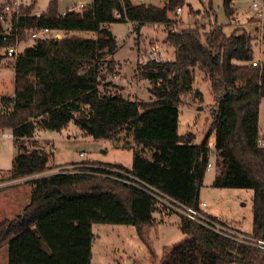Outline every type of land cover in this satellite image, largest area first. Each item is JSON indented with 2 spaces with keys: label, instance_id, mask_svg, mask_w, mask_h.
I'll return each instance as SVG.
<instances>
[{
  "label": "trees",
  "instance_id": "obj_1",
  "mask_svg": "<svg viewBox=\"0 0 264 264\" xmlns=\"http://www.w3.org/2000/svg\"><path fill=\"white\" fill-rule=\"evenodd\" d=\"M231 4L223 0L227 17L234 12ZM183 5L184 0H165L161 7L91 0L63 17L55 2L39 16L33 4L20 5L9 14V29L4 27L8 15L0 8V68L13 59L7 49L25 42L29 31L48 30L17 52L12 62L14 94L0 97V131L12 135L18 150L10 178L52 169L50 154L35 140L38 130L61 132L73 123L85 137L113 140L125 131L130 141L123 147L139 148L130 168L84 163L27 181V205L0 221V249H6L7 264H88L91 224L139 230L153 226L155 213H176L158 195L199 209L211 153L217 169L211 186L252 190L253 231L246 236L264 240V146L258 144L264 59L251 67L256 38L241 28L228 36L222 27H213L203 41L197 30L171 32L176 22L170 14ZM124 22L132 23L135 32L155 24L167 32L164 42L173 58L137 63L135 68L136 81L149 83V101L124 96L112 80L118 75L112 59L117 43L108 27ZM80 32L94 33L95 38H82ZM56 34L61 38L55 39ZM196 73L209 81L214 100L211 126L199 145L192 133L178 134L182 98L201 97L193 90ZM178 215L188 239L170 248L160 264H264L259 248Z\"/></svg>",
  "mask_w": 264,
  "mask_h": 264
},
{
  "label": "rangeland",
  "instance_id": "obj_2",
  "mask_svg": "<svg viewBox=\"0 0 264 264\" xmlns=\"http://www.w3.org/2000/svg\"><path fill=\"white\" fill-rule=\"evenodd\" d=\"M131 1L136 3V0ZM262 1L232 0L233 16L227 17L223 0H184L181 15L175 16L173 12L170 15L176 22L178 30H197L202 41L203 34L214 26L222 27L223 32L228 36L236 29H244L256 38L253 48L255 59L263 60L264 38L261 40L260 35L264 37V31L260 34L259 21L255 19L254 12L249 9L252 4H261ZM52 2H55L57 13L61 14L79 5L87 6L91 0H0V8L13 3H18L19 6L33 4V13L41 15L48 11ZM145 2L161 6L164 0H145ZM9 14L12 13L7 14L8 24L4 25L5 29L11 26ZM109 30L117 43L112 59L116 64L118 75L113 77V82L120 86L119 90L124 96L149 101L151 97L149 83L145 80L136 81L135 68L137 63L144 62L141 61L142 55H145L153 46L160 49V56L166 61L173 58L172 49L164 42L166 30L156 31L153 34L149 32L152 29L146 25L139 32H135L130 22L111 24ZM77 35L82 38H95V34L91 32H80ZM27 37L25 42L15 43L17 52L33 43L34 39L29 33ZM13 60L14 58L9 61V65H3L1 68L10 67ZM4 74V72L0 73V78ZM195 88H199L198 93L201 97L191 94L182 98L178 116V134L192 133L195 136L194 144L199 145L210 129L214 100L209 81L199 73H196L194 77V91ZM258 125L259 133L264 137V98L259 105ZM114 138L116 140L85 137L73 123L61 132L38 130L35 139L50 154L49 165L52 169L35 176L12 179L10 170L18 150L13 140L5 139L0 132V221L21 213L29 202L31 194V186L27 181L36 176L72 170L84 163L92 162L130 168L133 153L139 148L123 147L130 141L125 131L116 133ZM209 165L211 169L205 174L199 196L200 202L207 204V208L203 209L204 214L216 219L229 229L245 236L251 235L253 231L252 190L213 188L211 184L217 170L213 153L210 155ZM9 181L12 183L10 184ZM154 217L155 225L143 227L140 230L129 225L91 224V256L88 264H160L165 253L174 245L184 243L188 236L180 230L178 214L160 212L155 213ZM186 262L189 264L191 260ZM0 264H7L6 249H0Z\"/></svg>",
  "mask_w": 264,
  "mask_h": 264
},
{
  "label": "built area",
  "instance_id": "obj_3",
  "mask_svg": "<svg viewBox=\"0 0 264 264\" xmlns=\"http://www.w3.org/2000/svg\"><path fill=\"white\" fill-rule=\"evenodd\" d=\"M18 8H19L18 3H13L12 5H5L3 7L2 13L3 14L15 13L18 10ZM82 8H83V5L73 7L70 10L61 13V16L62 17L65 16L68 12L79 11ZM249 9L254 12L255 19L257 21H259L260 26H259L258 30L261 34V32L264 31V0L261 2V4H256V3L252 4ZM181 12H182V8L178 7L174 11V15L175 16L180 15ZM37 16H39V15H37ZM7 24L8 23L5 22V25H7ZM213 25H214V23L212 24V26ZM180 31L181 30H178L176 24H174L171 27V32H180ZM28 33L30 34V37L32 39H36L42 35L47 34L48 30L47 29L31 30ZM54 37H55V39H60L59 34H56ZM263 38L264 37L261 34L260 39L263 40ZM16 54H17V50H16L15 46L8 48L6 51V55L10 58H15ZM150 60L166 61L164 58H162V56H160V49L157 46H153L150 50H148V52L145 55H142V57H141V61H144L142 63H145V62L150 61ZM260 64H261V60H254L250 63L251 67H254V68L259 67ZM199 91H200L199 88H195V92H199ZM258 144L260 146H263V142L260 139L258 140ZM209 167H210V165H208V168ZM37 177L38 176H36L34 178H37ZM29 180H31V179H29ZM9 183L11 184L12 181H9ZM10 184H8V185H10ZM156 198L161 204H163L168 209L185 216L186 218H188L191 221H194V222H196V223H198V224H200V225H202L208 229H211V230H213V231H215V232H217L223 236L237 240L238 242L249 243V244L259 248L260 250L264 251V240L252 239L248 236H245L243 234L236 232L233 229H229L225 225H222V224L208 218V216L205 215L203 212V209H205L207 207V204L205 202H200L199 203V209L196 210V209L188 208V207L180 204L179 202H177L173 199H170L166 196L158 195V196H156Z\"/></svg>",
  "mask_w": 264,
  "mask_h": 264
},
{
  "label": "crops",
  "instance_id": "obj_4",
  "mask_svg": "<svg viewBox=\"0 0 264 264\" xmlns=\"http://www.w3.org/2000/svg\"><path fill=\"white\" fill-rule=\"evenodd\" d=\"M136 1H138V2H145V0H136ZM164 3H165V0H164ZM164 3L161 6H163ZM161 6H159V7H161ZM181 21L183 22L182 19H181ZM147 27L149 29H152V31H149V32H151L153 34L156 31H162V30L165 29L164 25H157V24H155V25H147ZM2 72H4L5 74H4V76L1 75V78H0V97L1 96L11 97L14 94V67H13V65H11L10 67L0 68V73H2ZM258 124H259V115H258ZM258 128H259V125H258ZM0 132H2V131H0ZM2 134H3V137L5 139H11V140H13V137H12V135L9 132H6V131L4 132L3 131ZM212 134H213V136H212ZM212 134H211L212 139L210 140V137H211L210 136L209 137V140H208V143H209V147L210 148H213V146H214V133H212ZM259 139L263 142L264 137L262 135H260V133H259ZM35 140H37V139H35ZM210 169L211 168L209 167L206 172H208ZM200 192H201V190H200Z\"/></svg>",
  "mask_w": 264,
  "mask_h": 264
}]
</instances>
